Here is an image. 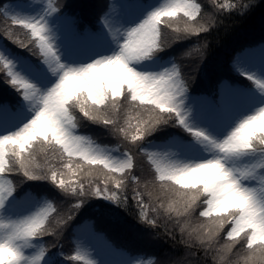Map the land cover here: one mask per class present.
I'll list each match as a JSON object with an SVG mask.
<instances>
[{
  "label": "snow or ice",
  "instance_id": "6c2138e0",
  "mask_svg": "<svg viewBox=\"0 0 264 264\" xmlns=\"http://www.w3.org/2000/svg\"><path fill=\"white\" fill-rule=\"evenodd\" d=\"M256 6L214 3L229 15ZM93 7L86 20L58 0L0 3L10 85L0 90V264H144L97 227L125 213L141 238L183 245L181 257L153 264L201 255L264 264V40L236 50L231 75L210 91L198 89L205 43L180 53L197 58L188 73L166 49L230 24L199 0ZM87 125L116 143L85 134ZM136 156L151 173L143 183Z\"/></svg>",
  "mask_w": 264,
  "mask_h": 264
},
{
  "label": "trees",
  "instance_id": "16d2710c",
  "mask_svg": "<svg viewBox=\"0 0 264 264\" xmlns=\"http://www.w3.org/2000/svg\"><path fill=\"white\" fill-rule=\"evenodd\" d=\"M17 1V0H16ZM8 0H4L7 3ZM67 5L68 10L78 12L82 18L90 19L93 12V5L96 0H58ZM203 6L204 13H210L215 16L216 19L222 24H230L231 27L225 33L223 27H219L211 30L207 34H201L199 36H193L185 41L176 42L170 48L166 49L167 55H173L176 57V61L182 65L185 73H188V69L196 63L195 54L191 56H181L182 51H186L194 44L204 42L208 48V56L204 63L203 70L200 71L199 76L195 79L194 84L198 89L211 90L215 84V81L221 77H228L231 75L228 64L232 54L241 47L247 46L253 43H260L264 40V0H256V7L249 10L246 14L240 15L238 12L233 11L231 15L225 10L217 14L215 5L224 3L225 0H199ZM235 2V0H233ZM3 3V0H0ZM5 24V18L0 15V28ZM23 38V35H21ZM5 37L0 34V40L5 42ZM217 39H219V45L217 46ZM9 47L19 50L17 45H14L11 41H7ZM25 54H28L25 52ZM36 57L33 56V59ZM10 85L3 79V75L0 74V90H8ZM82 132L90 134L93 138L98 139L101 143L115 144L116 140L110 136H105L102 129L97 128L94 125L82 126ZM137 168L135 174L141 178V183L145 179L150 178V170L142 157L136 156ZM132 185L129 183V197H131ZM58 191V190H57ZM54 201L58 203L62 199V194L53 195ZM72 201H66L64 207ZM133 203L130 200V208ZM63 210V209H58ZM137 223L132 217L124 214V221L122 224H113L109 221L101 220L98 222L97 227L103 230L109 238H111L116 244L122 245L136 252L138 255L148 256L151 255V260L148 264H153V261H171L172 258L181 257L184 253V247L181 244L173 245V242L166 239H156L153 237L151 242L141 238L139 233L134 229V224ZM65 253L70 255L74 245L71 242V234L65 233L63 240ZM185 264H197L200 261L203 264V256L198 257H184ZM209 264H211V258H208Z\"/></svg>",
  "mask_w": 264,
  "mask_h": 264
},
{
  "label": "rangeland",
  "instance_id": "374dc122",
  "mask_svg": "<svg viewBox=\"0 0 264 264\" xmlns=\"http://www.w3.org/2000/svg\"><path fill=\"white\" fill-rule=\"evenodd\" d=\"M16 2L24 3V2H27V0H17ZM0 43H2L1 40H0ZM150 256L151 255H148L147 257H143L141 255H138L137 258L140 259V260H142L144 262V264H148V262L151 260V257Z\"/></svg>",
  "mask_w": 264,
  "mask_h": 264
}]
</instances>
